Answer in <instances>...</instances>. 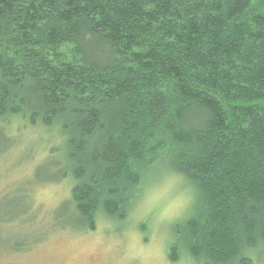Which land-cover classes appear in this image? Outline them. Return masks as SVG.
<instances>
[{
  "label": "trees",
  "instance_id": "16d2710c",
  "mask_svg": "<svg viewBox=\"0 0 264 264\" xmlns=\"http://www.w3.org/2000/svg\"><path fill=\"white\" fill-rule=\"evenodd\" d=\"M19 116L65 137L79 227L125 219L165 167L195 198L172 263L264 245V0H0V121Z\"/></svg>",
  "mask_w": 264,
  "mask_h": 264
},
{
  "label": "rangeland",
  "instance_id": "374dc122",
  "mask_svg": "<svg viewBox=\"0 0 264 264\" xmlns=\"http://www.w3.org/2000/svg\"><path fill=\"white\" fill-rule=\"evenodd\" d=\"M30 123L0 121V264H200L187 252L169 260L175 225L194 208L184 177L158 168L125 219L103 215L84 229L72 218L76 180L65 137L58 127ZM245 255L264 264V245Z\"/></svg>",
  "mask_w": 264,
  "mask_h": 264
}]
</instances>
